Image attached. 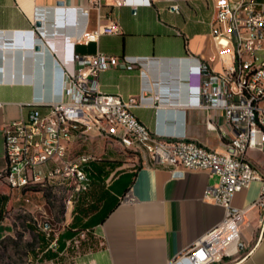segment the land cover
Segmentation results:
<instances>
[{
  "label": "crops",
  "instance_id": "crops-1",
  "mask_svg": "<svg viewBox=\"0 0 264 264\" xmlns=\"http://www.w3.org/2000/svg\"><path fill=\"white\" fill-rule=\"evenodd\" d=\"M89 1L0 0V172L5 165L3 123L25 116L33 101L45 110L61 98L63 72L76 68L67 58L71 53L145 57L144 75L138 67L122 65L99 71V89L123 98L142 95L132 111L152 131L223 151L226 137L219 127L226 122L224 111L199 107L188 75L198 60L208 61L215 70L231 63L233 46L216 44L209 24L228 0H127L121 6L100 0L99 22L114 19L120 30L84 44L76 37L98 25L94 8L82 11ZM173 2L179 3L180 13L168 8ZM87 139L83 152L96 156L91 167L98 158L106 160L95 195L109 193L117 203L102 221L86 229L97 239L76 264H187L175 260L224 216L222 206L204 198L217 175L188 170L176 176L167 167L152 165L143 150L112 137ZM247 155L262 179L233 196V206L246 209L239 246L245 252L225 258L224 264H244L252 256V264H264V209L254 205L264 182V153L248 149ZM114 161L118 164L112 168ZM31 191L10 188L0 178V227L7 208Z\"/></svg>",
  "mask_w": 264,
  "mask_h": 264
},
{
  "label": "built area",
  "instance_id": "built-area-1",
  "mask_svg": "<svg viewBox=\"0 0 264 264\" xmlns=\"http://www.w3.org/2000/svg\"><path fill=\"white\" fill-rule=\"evenodd\" d=\"M127 2L112 0V5ZM90 8L98 13V25L84 30L76 42L88 44L101 34L119 32L114 19L99 22L100 0H90L82 11L88 13ZM168 8L180 13L177 2ZM209 24L216 44L233 46L232 61L215 70L208 61L198 60L189 71L188 82L194 85L199 107L224 111L226 122L219 127L226 137L223 151L190 139L160 135L132 111L142 95L123 98L99 89V71L122 65L126 69L138 67L144 75L145 57H118L100 51L71 53L67 58L76 68L63 72L61 98L48 103L45 110L33 101L25 116L3 123L5 165L0 178L10 188L59 184L78 194L89 187L91 162L96 156L90 151H75L74 144L81 138L112 137L125 146L143 150L152 165L172 172L204 170L216 174L217 181L206 188L204 198L222 206L224 216L187 247L175 263L214 264L234 257L240 251V227L246 209L233 206V196L253 180L262 179L247 150L264 153V1L228 0L218 7ZM254 205L264 209V182ZM261 220L264 222V213Z\"/></svg>",
  "mask_w": 264,
  "mask_h": 264
},
{
  "label": "rangeland",
  "instance_id": "rangeland-1",
  "mask_svg": "<svg viewBox=\"0 0 264 264\" xmlns=\"http://www.w3.org/2000/svg\"><path fill=\"white\" fill-rule=\"evenodd\" d=\"M88 141L81 138L78 144H74L75 151L86 150ZM77 196L68 186L52 184L37 186L19 197L7 208V219L0 227V264H76L87 256L97 239L90 230H82L68 240L66 247L55 257L44 254L47 249L54 250L52 243L76 212L81 217H85V212H91L89 191ZM244 252L240 250L232 258ZM252 258L244 264H252Z\"/></svg>",
  "mask_w": 264,
  "mask_h": 264
},
{
  "label": "trees",
  "instance_id": "trees-1",
  "mask_svg": "<svg viewBox=\"0 0 264 264\" xmlns=\"http://www.w3.org/2000/svg\"><path fill=\"white\" fill-rule=\"evenodd\" d=\"M96 160V159H95ZM106 164V160L103 158H98L97 162L92 165L89 177H90V184L87 190L80 191L78 193L77 198L79 197L81 192L86 193L89 191V194H91L92 202L90 204L89 210L91 212H85V217H81L76 214L72 217L71 222L66 226V228L59 233V235L56 237L54 242V250L47 249L45 251V256L52 258L55 257L59 251L63 250L66 247V242L68 240H71L75 235H77L80 231L86 230L97 224L98 222L102 221L105 216L114 208V206L117 203V199H112L111 195L103 194L100 196L98 194V197H96L95 193L96 190L94 188L95 184H100V182L103 180L100 176L102 174V169L104 168ZM118 163L113 162L111 167L114 168ZM116 180L111 184V187H114ZM37 186H32L30 189H35ZM127 189V186L124 187V190ZM82 209V208H81Z\"/></svg>",
  "mask_w": 264,
  "mask_h": 264
},
{
  "label": "water",
  "instance_id": "water-1",
  "mask_svg": "<svg viewBox=\"0 0 264 264\" xmlns=\"http://www.w3.org/2000/svg\"><path fill=\"white\" fill-rule=\"evenodd\" d=\"M36 25L37 26H41V22L40 21H37L36 22ZM36 48H38V47H36ZM182 174V172H180V171H176V172H174V175H176V176H180Z\"/></svg>",
  "mask_w": 264,
  "mask_h": 264
}]
</instances>
